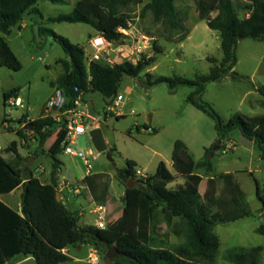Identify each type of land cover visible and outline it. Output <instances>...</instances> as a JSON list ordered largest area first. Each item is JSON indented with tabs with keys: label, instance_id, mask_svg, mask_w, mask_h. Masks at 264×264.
Masks as SVG:
<instances>
[{
	"label": "trees",
	"instance_id": "1",
	"mask_svg": "<svg viewBox=\"0 0 264 264\" xmlns=\"http://www.w3.org/2000/svg\"><path fill=\"white\" fill-rule=\"evenodd\" d=\"M39 0H0V31L10 35L13 28L21 25L24 18L36 15L45 17L37 7ZM53 4H67L69 0H48ZM238 6L234 0H197L196 7L200 18L207 26L216 31L221 40L223 57H209L212 64L207 74H198L193 79L178 75L158 76L146 74L143 83L147 87L166 84L171 93L180 87H191L193 92L187 100L198 110L208 114L215 121L219 138H224L238 130L246 139L264 145V115L248 116L234 114L227 122L213 107L204 101L207 85L219 82L229 76L233 80L246 78L238 74L237 47L239 39L250 38L264 41V0H242ZM143 3L142 0H76L69 14H61L48 20L55 23H83L92 26L107 40L121 38L120 28H127L132 22L131 8ZM243 10L245 17H240ZM150 13L155 24L162 27L160 36L167 35L168 40L176 39L182 43L188 36V30L176 8L175 0H151L140 12L143 18ZM212 14H215L213 16ZM40 34L49 35L61 45L69 60H61L63 74L53 88L62 91L65 103L61 111L74 108L79 96L85 101L89 93H100L112 104L117 97L120 84L125 76L141 77L151 66L155 57L143 58L136 64L124 62L113 67L99 61L87 63L83 47L73 44L68 38L57 34L47 27L39 28ZM151 35V33H149ZM162 53L155 47V55ZM0 67L20 71L22 64L4 37L0 36ZM264 99V85L257 87ZM19 89L15 88L3 94L4 105L10 98H18ZM25 117L19 120L23 124ZM7 123V120L3 124ZM58 127H66L65 119L55 120L44 116L30 121L24 130L34 133V138L42 145L53 135ZM11 130V128H9ZM24 130L18 135L25 138ZM12 131V130H11ZM157 133V129H153ZM56 153L64 151V138ZM17 142H12L8 152H15ZM213 144L206 153L213 150ZM116 149H111L115 152ZM55 153V154H56ZM53 157L52 184L42 185L33 177L31 168L22 169L3 157L0 152V196L9 194L23 184L22 211L18 213L0 200V264H11L34 258L38 264H63L72 258L67 250L70 247L90 245L98 250L105 259L106 252L113 246L124 254L113 259L112 264H216L220 248L219 236L214 228L253 216L245 192L236 181L233 173H220L207 181L204 194L200 192L204 177L196 170L213 171L212 161L205 159L196 162L190 154L187 144L176 140L172 151L173 174L165 162L161 161L154 174L139 179L136 175L137 164L127 159L123 168L117 171V178L126 186V195L122 198V218L118 227L100 229L96 226H80V217L71 212L57 199V176L61 163ZM177 178H183L184 184L169 188ZM23 179L27 181L23 183ZM135 181L133 187L128 183ZM223 187L220 189L218 183ZM83 182L93 200L100 204L114 202L109 192L111 180L104 173L87 175ZM257 197L262 204L264 216V192L259 185ZM165 224L176 235H183L185 242L170 244V233H160V225ZM257 232L264 234V225ZM262 247L237 248L229 251L226 258L234 264H259ZM104 263V262H103ZM105 264V263H104Z\"/></svg>",
	"mask_w": 264,
	"mask_h": 264
},
{
	"label": "rangeland",
	"instance_id": "2",
	"mask_svg": "<svg viewBox=\"0 0 264 264\" xmlns=\"http://www.w3.org/2000/svg\"><path fill=\"white\" fill-rule=\"evenodd\" d=\"M75 1L69 0L67 4L61 5L53 4L48 0H39L37 7L43 13L44 20L36 15H29L24 18V22L28 24L27 27L17 26L13 28L10 35L0 31V36L7 40L22 64L20 71L0 67V146H7L11 140L20 141V137L15 132L4 128V121L7 120V123L15 128L26 114L37 118L43 105L54 92L51 83L56 82L63 74L60 61L69 60L61 45L52 36L40 34L39 28L42 26L50 28L68 38L73 44L83 47L87 55L93 53L89 40L97 33L92 26L83 23H55L48 20L61 14L71 13ZM196 1L177 0L183 17L189 20L187 26L191 32L182 43H176L177 38L168 40L167 35L160 36L162 27L153 22L150 13L143 18L140 17V12L149 2L148 0H143L141 5L131 8L132 23L136 28L143 34L151 33L150 36L156 38L152 48L144 55L155 57V61L145 69L141 77L125 76L123 78L118 94H122L124 100L117 111L111 113L109 108L113 105H108L103 95L97 92L89 93L86 101L92 114L100 117L101 129L107 143L110 146H116L122 156L115 154L114 161H111L107 152H97L89 133L78 138L76 147L85 155L89 149L94 151V157L89 158L93 174H106L112 180V192L116 194L117 189L120 193L121 189L125 190V184H120L117 178V171L125 165V159L136 161L137 169L144 175L154 174L160 161L171 160L176 140H182L187 144L195 161L202 159L212 161L213 174L234 172L237 182L246 194L253 216L215 226L214 232L220 239V248L215 262L216 264H234L226 258L229 251L237 248L262 247L259 264H264V234L257 232V229L264 225L262 204L257 197L258 185L261 192H264V154H262L264 145L260 146L246 139L238 130H235L229 139L233 148L227 153H220L222 144L218 150L206 153V149L215 143L217 145L221 138L215 129V121L188 102L187 98L194 89L184 86L177 92L171 93L166 84L150 88L143 83L146 74L155 77L178 75L193 79L198 74L209 72L212 65L208 61L209 57L217 59L223 57L218 33L211 30L206 21L199 19L196 10L194 12ZM234 2L238 6L243 5L242 0H234ZM239 15L243 18L246 13L240 10ZM155 47H159L162 53L155 55ZM237 58L238 62L234 70L246 78L233 80L227 76L219 82H212L207 85L203 96L204 101L209 103L225 122L236 113L248 116L264 115V99L254 89L255 86L264 85V41L250 38L239 40ZM15 88L19 89L23 107L11 105L9 101L4 105L3 94ZM91 100H94V103H91ZM118 112H122L123 117L118 119L116 115ZM153 129H157L158 132L154 133ZM60 135L61 130L48 142V145L56 146ZM228 138L225 137L224 140ZM20 151L26 154L23 148H20ZM155 151L161 155L155 154ZM56 156L63 164L59 173V182L78 184L85 171L83 159L64 153L56 154ZM40 163L43 164L47 173L51 172L50 157L41 156L36 167ZM197 171L206 175L210 174L202 169ZM173 187L177 188V186ZM218 187L220 189L223 187L221 181ZM65 195L71 198L68 205L70 210L81 213L80 226H95L97 216L92 213V210L96 204L89 199L88 193L83 191L82 195L75 196L69 192L68 188H65ZM115 206L110 220L107 218L105 221L107 229L112 228L114 218L121 213L122 196H119ZM183 242H185L183 235L173 234L170 244ZM92 249L95 248L90 245L70 247L68 255L72 260L63 264H89L88 255ZM100 257V264H104V258L101 255ZM19 263L21 264L14 260L11 264Z\"/></svg>",
	"mask_w": 264,
	"mask_h": 264
},
{
	"label": "crops",
	"instance_id": "3",
	"mask_svg": "<svg viewBox=\"0 0 264 264\" xmlns=\"http://www.w3.org/2000/svg\"><path fill=\"white\" fill-rule=\"evenodd\" d=\"M143 1V0H142ZM149 2L151 0H148ZM148 2V3H149ZM175 3H176V8H177V11L179 12L180 16L183 17V14L181 13L180 9L178 8V5H177V0H175ZM38 4V3H37ZM75 4V2H74ZM195 10L197 11V7H195L194 9V12ZM197 15L199 17L200 20H202L198 14V11H197ZM215 16V15H214ZM184 19V24L188 30V36L187 38L190 36V30L188 29V26H187V22L189 20H186V17H183ZM204 21V20H203ZM28 24L24 22L21 23L20 25V28H24V27H27ZM96 35H98L99 33L96 31ZM95 35V36H96ZM94 36V37H95ZM93 38V37H91ZM90 38V39H91ZM186 38V39H187ZM6 40V39H5ZM7 41V40H6ZM93 49V48H92ZM87 55V54H86ZM91 55V54H90ZM253 83V82H252ZM254 84V83H253ZM255 85V84H254ZM257 87L258 86H255V90L257 91ZM56 88H54V91H55ZM54 93V92H53ZM53 95V94H52ZM119 95V94H118ZM18 96H19V93H18ZM15 98V97H14ZM20 98V97H18ZM16 99V98H15ZM21 102H22V106L20 107H23V101L22 99L20 98ZM115 100V99H114ZM87 101V96L85 97V105L81 107V111L86 114L90 120H89V124H94V127H100L102 128V124H101V121H100V117H97L96 115L92 114L89 106H88V103L86 102ZM91 103H94V100H91ZM16 107H19V106H16ZM44 107H45V104L43 105L42 109H41V112H40V115L37 117V118H33L31 116H29V114H26V117H25V121L23 124H19L17 127H11L8 123H5L4 124V128L5 129H9L11 128V130L13 132H15L17 135H18V131L19 130H24L25 129V126L26 124H28L30 121H34L38 118H41V117H44L46 116L45 112H44ZM100 114V113H98ZM117 118H121L123 117V113L122 112H118L117 114ZM106 116V115H105ZM24 117V116H23ZM90 129L91 126H90ZM61 130V135L59 136V139H57V143H56V146H52L51 144L48 145V142L55 138V136L57 135L58 131ZM90 131V130H89ZM234 132V131H233ZM229 133L226 137H229L228 140H222V151H220V153H224V150H227V146L230 145L232 149L233 146L231 144V137L230 135L233 133ZM89 133V132H88ZM240 133V132H239ZM23 134L25 135V138H21L20 137V141H17V140H11L10 143L5 146V147H2L0 146V152L1 154L3 155V157L5 159H7L8 161L12 162L13 164L17 165L18 167L22 168V169H26V168H31V171L33 173V177L34 178H37L39 180V182L42 184V185H51L52 184V177H51V172H52V169H51V172L50 173H47L46 169H44L43 167V164L40 163L39 166L36 167V163L37 161L40 159L41 156H48L52 159V164L53 165V155H55V158L61 163V168L59 170V173L62 169V162L57 158L56 154H61V153H64L63 152H59V153H56V149L57 147L61 144V140L63 139L64 135H65V127H58L57 129H55L53 135L42 145L41 143H39V141L37 139L34 138L33 136V131H30V130H24L23 131ZM241 134V133H240ZM85 135V134H84ZM242 135V134H241ZM80 136H83V135H80ZM78 136L76 141H75V147L77 146L78 144V138L80 137ZM106 140V139H105ZM12 142H17V146L14 147V151L15 152H8L7 151V148L11 147V143ZM107 143V141H106ZM255 143V142H254ZM108 151L112 154V156L114 157L115 154H118L120 157L122 156L121 153H119L118 149L116 148V146H110L108 143ZM223 147H225L223 149ZM20 148H23L25 151H26V154H23L21 151H20ZM77 148V147H76ZM115 148L116 151L115 152H111V149ZM78 149V148H77ZM226 152V153H227ZM56 153V154H55ZM86 156L88 157V162H89V158L90 157H94V151L92 149H89L88 152H86ZM155 154H159L161 155L159 152H154ZM219 153V152H217ZM65 154V153H64ZM264 154V152L262 153ZM216 155V154H215ZM82 159V158H81ZM127 159H125L126 161ZM203 160V159H202ZM84 161V167H85V171L82 173L81 175V178H80V181L77 183H72V182H59V174L57 176V189L59 191V194H60V200L63 201L64 205L70 210V208L68 207L69 205V202L71 200L70 197H66V195L64 196V193H65V188H68L69 189V192H71L73 195L75 196H80V195H76L71 187H69L68 183H72L73 185H81L84 187V189L82 190V193L83 191L85 193H88V197L89 199L94 203V204H100V203H97L93 200L87 186L85 185V183L83 182V179L89 175V174H93L92 170H91V167L90 169L87 168V164L85 162V159H83ZM201 161V160H200ZM137 166H138V163L136 161H134ZM161 162V161H160ZM159 162V163H160ZM163 162H165L166 166L168 167V169L173 173L175 174V171H174V168H173V162H172V155H171V160H164ZM196 162H199V161H196ZM158 163V164H159ZM90 164V163H89ZM91 166V164H90ZM158 166V165H157ZM38 167H40V169L38 170ZM124 167V166H123ZM122 167V168H123ZM37 168V169H36ZM157 168V167H156ZM43 169V171H42ZM204 170V169H202ZM206 171V170H205ZM214 172V166H213V171L212 172H207V173H210V174H204V173H201L199 171L196 170V173L199 174L200 176L204 177L203 179V183H202V186L200 188V192L201 194L203 195L205 190H206V186H207V181L208 179L210 178H214L215 174H213ZM224 173H233L235 175L234 172H224ZM235 179H236V176H235ZM119 180V179H118ZM27 180L26 179H23V183H25ZM237 181V180H236ZM120 184H123L120 180H119ZM67 184V185H66ZM184 184V179L183 178H177L173 183L169 184V188H173V186H180V185H183ZM123 187V185H121ZM118 188V187H117ZM121 193L119 192V190L117 189V194L112 192V180H111V183H110V187H109V192L110 194L112 195L113 199H114V202H107L106 204V207H107V210H108V213H107V218H109L108 220H110V217H111V214L112 212L114 211V209L116 208V204H117V201L119 200V196H122V198L126 195L125 193V190H126V186H125V190L124 189H121ZM24 192V188H23V184L18 187L16 190L12 191L11 193L9 194H5V195H1L0 196V200L2 202H4L7 206H9L10 208L14 209L15 211H17L18 213H21L22 211V204H21V199H22V194ZM82 195V194H81ZM71 211V210H70ZM73 212V211H71ZM75 213H77L79 215V217L81 216V213H79L78 211H75ZM115 217V216H114ZM121 218H122V213H120V215L116 216L113 221L114 224H112V227H118L120 225V221H121ZM80 223V222H79ZM96 226V225H95ZM160 233L161 234H164V233H170L171 236H170V243H171V240H172V236H173V232L171 231V228H168L165 224H161L160 226ZM176 235V234H174ZM67 253H69V249L67 250ZM20 264V263H19Z\"/></svg>",
	"mask_w": 264,
	"mask_h": 264
},
{
	"label": "built area",
	"instance_id": "4",
	"mask_svg": "<svg viewBox=\"0 0 264 264\" xmlns=\"http://www.w3.org/2000/svg\"><path fill=\"white\" fill-rule=\"evenodd\" d=\"M118 31L121 34V38L116 41L107 40L101 34L89 40V44L93 48V53L91 55H86L88 58L87 63L99 61L111 67L124 62L136 65L152 48L153 42L156 40L154 36L140 32L132 22L128 24L127 28H120ZM123 100L124 96L122 94L117 95L112 103L113 107L109 108L110 112L113 113L117 111L121 107ZM9 103L14 106H22L20 98H10ZM64 103L65 97L62 91L55 89L53 95L45 103L44 112L46 116H52L57 121L65 119L66 136L63 141L65 146L64 153L71 157L85 159L87 168L90 169L91 166L88 162V157L82 150L75 147V141L78 136L88 133L89 130H91L90 126L93 128L94 124H89L90 118L80 110L81 107L85 105L81 96L75 99V106L71 110L65 112L61 111ZM230 148L231 146L228 145L227 150ZM226 152L227 151L224 150V153ZM136 175L139 179L147 177V175H144L138 169L136 170ZM68 185L76 195L82 194V190L84 189L83 186L73 185L72 183H68ZM92 213L97 216L96 227L105 229L107 226L105 221L108 213L106 205L96 204ZM100 262L101 257L98 250L92 249L88 255V263L100 264Z\"/></svg>",
	"mask_w": 264,
	"mask_h": 264
},
{
	"label": "water",
	"instance_id": "5",
	"mask_svg": "<svg viewBox=\"0 0 264 264\" xmlns=\"http://www.w3.org/2000/svg\"><path fill=\"white\" fill-rule=\"evenodd\" d=\"M239 40H242V38H240ZM89 136H90L91 142H92L94 148L96 149V151L99 153L107 152L108 158L111 161H114L112 154L108 151V145L106 143L102 129L100 127L92 128L89 131ZM221 144H222V139H219L217 142V145L214 147L213 150L214 151L218 150L220 148ZM134 183H135V181L131 180L128 183L127 187H129V188L133 187ZM57 199L60 201V194L57 195ZM119 256H124V254L119 252L117 250V248L115 246H113L106 252L104 263L105 264H112L113 259H115ZM21 264H38V263L34 258H29V259L22 261Z\"/></svg>",
	"mask_w": 264,
	"mask_h": 264
}]
</instances>
